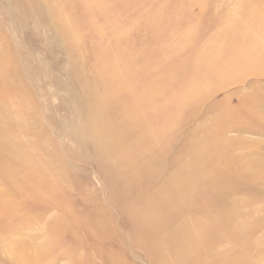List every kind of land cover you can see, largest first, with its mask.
Instances as JSON below:
<instances>
[{
	"label": "rangeland",
	"instance_id": "374dc122",
	"mask_svg": "<svg viewBox=\"0 0 264 264\" xmlns=\"http://www.w3.org/2000/svg\"><path fill=\"white\" fill-rule=\"evenodd\" d=\"M0 264H264V0H0Z\"/></svg>",
	"mask_w": 264,
	"mask_h": 264
}]
</instances>
